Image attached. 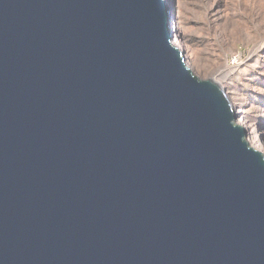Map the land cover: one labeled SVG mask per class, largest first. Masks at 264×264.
Segmentation results:
<instances>
[{
	"label": "water",
	"instance_id": "obj_1",
	"mask_svg": "<svg viewBox=\"0 0 264 264\" xmlns=\"http://www.w3.org/2000/svg\"><path fill=\"white\" fill-rule=\"evenodd\" d=\"M180 8L0 0V264H264V155Z\"/></svg>",
	"mask_w": 264,
	"mask_h": 264
},
{
	"label": "rangeland",
	"instance_id": "obj_2",
	"mask_svg": "<svg viewBox=\"0 0 264 264\" xmlns=\"http://www.w3.org/2000/svg\"><path fill=\"white\" fill-rule=\"evenodd\" d=\"M187 7L186 16L180 11L176 45L186 38L187 57L202 59L201 73L188 61L196 74L221 84L264 127V0H188Z\"/></svg>",
	"mask_w": 264,
	"mask_h": 264
},
{
	"label": "bare ground",
	"instance_id": "obj_3",
	"mask_svg": "<svg viewBox=\"0 0 264 264\" xmlns=\"http://www.w3.org/2000/svg\"><path fill=\"white\" fill-rule=\"evenodd\" d=\"M187 3H188V0H183L182 8L180 9V11H182V13L185 14V16H186V13L188 11ZM185 24H186V22L183 23L182 31H186L187 30V27L185 26ZM188 44L189 43L186 40V38H183V36H182V40H180L179 48L183 50L184 48L188 47ZM187 58H188V61L194 67L195 71H197V73L203 72V64H202V61H201L202 59H201V57L199 55L194 56L192 54H189ZM221 87L224 89L223 86H221ZM228 98L230 100V103H231L232 109L234 111V114H235L236 118H238L236 120L237 124L239 126H241L242 128H244L246 132L249 131V132H251L253 134V136L249 139L250 146L253 149L261 152L264 155V127L263 126L262 127L259 126V123L257 122L258 118L252 115L251 111L247 108V106L245 104L235 102V100L234 99L231 100L230 97H228Z\"/></svg>",
	"mask_w": 264,
	"mask_h": 264
}]
</instances>
